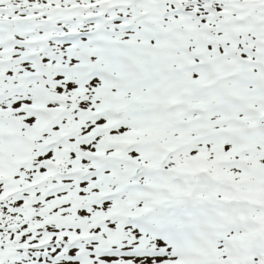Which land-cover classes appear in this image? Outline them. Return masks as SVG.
<instances>
[{"label": "snow or ice", "instance_id": "1", "mask_svg": "<svg viewBox=\"0 0 264 264\" xmlns=\"http://www.w3.org/2000/svg\"><path fill=\"white\" fill-rule=\"evenodd\" d=\"M0 264H264V0H0Z\"/></svg>", "mask_w": 264, "mask_h": 264}]
</instances>
